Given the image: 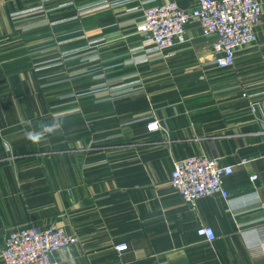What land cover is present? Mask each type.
Listing matches in <instances>:
<instances>
[{"label":"crops","instance_id":"crops-1","mask_svg":"<svg viewBox=\"0 0 264 264\" xmlns=\"http://www.w3.org/2000/svg\"><path fill=\"white\" fill-rule=\"evenodd\" d=\"M112 1L0 0V264L30 225L78 238L61 264H264V12L222 70L196 21L162 55L137 32L144 8L197 0ZM196 155L234 166L229 199L171 186Z\"/></svg>","mask_w":264,"mask_h":264},{"label":"built area","instance_id":"built-area-1","mask_svg":"<svg viewBox=\"0 0 264 264\" xmlns=\"http://www.w3.org/2000/svg\"><path fill=\"white\" fill-rule=\"evenodd\" d=\"M134 1L115 0L105 3V6L114 7ZM263 12L259 0H197V4L189 9L181 8L176 2H166L143 9L137 32L146 38L149 54L162 55L184 41L187 26L196 21L203 36L213 39L217 68L226 70L234 67L240 49L258 41L257 28ZM243 97L249 99V107L256 113L258 103L253 101V95L245 92ZM147 128L154 132L160 130L161 125L158 121H152ZM233 173L234 166L222 165L216 157L196 155L175 161L171 186L190 206H195L199 199L213 195L229 199L231 195L224 186V180ZM257 179V175L251 177L252 182ZM197 233L209 242L216 239L210 226L199 227ZM77 242L78 238L68 234L62 227H22L11 231L6 237L1 254L2 264H61L54 258L55 253L68 250ZM116 249L124 252L129 247L122 243Z\"/></svg>","mask_w":264,"mask_h":264},{"label":"rangeland","instance_id":"rangeland-1","mask_svg":"<svg viewBox=\"0 0 264 264\" xmlns=\"http://www.w3.org/2000/svg\"><path fill=\"white\" fill-rule=\"evenodd\" d=\"M103 78V77H102Z\"/></svg>","mask_w":264,"mask_h":264}]
</instances>
